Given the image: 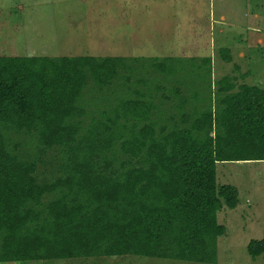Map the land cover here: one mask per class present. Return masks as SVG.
I'll use <instances>...</instances> for the list:
<instances>
[{
	"label": "trees",
	"instance_id": "obj_1",
	"mask_svg": "<svg viewBox=\"0 0 264 264\" xmlns=\"http://www.w3.org/2000/svg\"><path fill=\"white\" fill-rule=\"evenodd\" d=\"M129 62L0 56V263L122 256L216 263L226 231L217 212L238 200L235 187L216 185L215 167L264 161V89L224 77L214 97H201L205 107L187 108L175 88L179 103L160 110L150 92L132 88ZM154 67L164 79L176 74L170 59ZM196 69L187 86L209 79L210 69ZM118 78L132 93L84 126V92ZM10 136L59 147L67 155L61 175L39 182L37 160L17 155ZM246 249L251 258L262 255L264 240Z\"/></svg>",
	"mask_w": 264,
	"mask_h": 264
},
{
	"label": "rangeland",
	"instance_id": "obj_2",
	"mask_svg": "<svg viewBox=\"0 0 264 264\" xmlns=\"http://www.w3.org/2000/svg\"><path fill=\"white\" fill-rule=\"evenodd\" d=\"M0 56L126 58L134 67L132 88L150 92L160 110L179 103L175 88L187 108L200 109L207 102L201 97H214L224 77H235L236 86L264 89V0H0ZM165 59L173 61L176 74L164 79L154 65ZM192 67L210 69L209 79L187 86ZM137 77L144 82L136 83ZM196 92L201 100L194 99ZM131 93L119 78L102 90L89 86L82 98V124ZM9 139L19 145L15 153L21 158L37 160L39 182L61 175L67 155L59 147L36 148L24 136ZM215 168L216 185L235 187L238 200L235 210L217 212L226 231L217 239L215 264H264V254L251 258L246 249L250 241L264 240V161L217 163ZM42 263L203 264L135 256L0 264Z\"/></svg>",
	"mask_w": 264,
	"mask_h": 264
},
{
	"label": "crops",
	"instance_id": "obj_3",
	"mask_svg": "<svg viewBox=\"0 0 264 264\" xmlns=\"http://www.w3.org/2000/svg\"><path fill=\"white\" fill-rule=\"evenodd\" d=\"M217 165V164H216ZM238 208V207H237ZM225 209V207L223 206L222 210ZM236 208H234L233 210H235Z\"/></svg>",
	"mask_w": 264,
	"mask_h": 264
}]
</instances>
